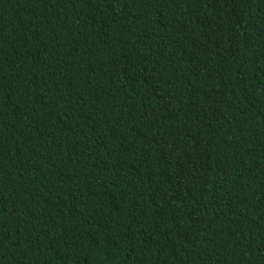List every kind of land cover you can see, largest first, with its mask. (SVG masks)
Listing matches in <instances>:
<instances>
[{
  "label": "trees",
  "instance_id": "16d2710c",
  "mask_svg": "<svg viewBox=\"0 0 264 264\" xmlns=\"http://www.w3.org/2000/svg\"><path fill=\"white\" fill-rule=\"evenodd\" d=\"M0 264H264V0H0Z\"/></svg>",
  "mask_w": 264,
  "mask_h": 264
}]
</instances>
